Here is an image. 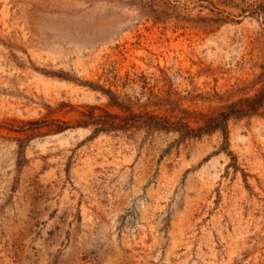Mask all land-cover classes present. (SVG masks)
<instances>
[{"label":"rangeland","instance_id":"obj_1","mask_svg":"<svg viewBox=\"0 0 264 264\" xmlns=\"http://www.w3.org/2000/svg\"><path fill=\"white\" fill-rule=\"evenodd\" d=\"M263 88L264 0H0V264H264V106L227 143L89 119Z\"/></svg>","mask_w":264,"mask_h":264},{"label":"trees","instance_id":"obj_2","mask_svg":"<svg viewBox=\"0 0 264 264\" xmlns=\"http://www.w3.org/2000/svg\"><path fill=\"white\" fill-rule=\"evenodd\" d=\"M110 102L112 105H118L117 100L114 95H110ZM264 106V88L262 91L252 99L246 100L240 106L234 105L228 108L226 111L218 114V117L210 118L205 123L204 128L194 129L190 125H187L182 122H172L168 118L158 117L154 115L144 114L143 116L132 115V118H121L119 116H114L108 112H104L105 115L95 116L94 113L89 114V119L96 121L98 127L94 130V134L99 132L108 131L112 129H123L125 123L131 122L133 126L137 125V121H142L148 128H153L155 130H164V131H176L181 134L183 138L187 137H200L204 131H214L219 130L223 133L225 142H228V121L231 117L239 118L244 115H256L260 108ZM85 117H88L87 114H83ZM132 120V121H130ZM119 121V122H118ZM91 122H83L81 125L84 127L90 126ZM93 123V122H92ZM34 129H41L43 127H51V132L57 133L66 129V126H49L48 124H41L39 121L31 123ZM130 126V127H133ZM56 127V128H53ZM137 127V126H136Z\"/></svg>","mask_w":264,"mask_h":264}]
</instances>
